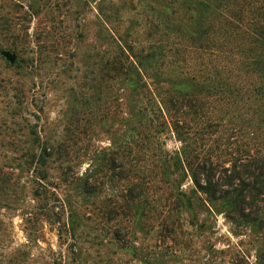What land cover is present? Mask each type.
<instances>
[{
  "label": "rangeland",
  "instance_id": "374dc122",
  "mask_svg": "<svg viewBox=\"0 0 264 264\" xmlns=\"http://www.w3.org/2000/svg\"><path fill=\"white\" fill-rule=\"evenodd\" d=\"M152 1L0 0V264H264V232L168 208L151 186L139 202L118 199L152 180V153L180 147L163 133L139 153L127 146L125 180L111 167L129 132L99 83L105 29L147 48Z\"/></svg>",
  "mask_w": 264,
  "mask_h": 264
},
{
  "label": "trees",
  "instance_id": "16d2710c",
  "mask_svg": "<svg viewBox=\"0 0 264 264\" xmlns=\"http://www.w3.org/2000/svg\"><path fill=\"white\" fill-rule=\"evenodd\" d=\"M152 2L160 8L151 7L147 48L116 43L105 29L113 41L104 39L99 83L105 101L116 106L117 130L129 132L111 167L125 180L127 146L135 144L139 153L148 140L156 146L152 140L163 133L180 147L152 153L160 160L152 180L141 175L118 199L139 202L151 186L168 208L222 215L235 230L262 235L264 0ZM20 6L7 8L5 30L11 9ZM26 8L33 16L32 7ZM112 85L116 90L109 95ZM185 180L191 182L189 193L175 186Z\"/></svg>",
  "mask_w": 264,
  "mask_h": 264
},
{
  "label": "water",
  "instance_id": "95a60500",
  "mask_svg": "<svg viewBox=\"0 0 264 264\" xmlns=\"http://www.w3.org/2000/svg\"><path fill=\"white\" fill-rule=\"evenodd\" d=\"M6 57L8 58V60L13 63V61L15 60V56L14 55H11L9 53L6 54Z\"/></svg>",
  "mask_w": 264,
  "mask_h": 264
}]
</instances>
